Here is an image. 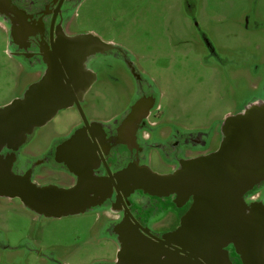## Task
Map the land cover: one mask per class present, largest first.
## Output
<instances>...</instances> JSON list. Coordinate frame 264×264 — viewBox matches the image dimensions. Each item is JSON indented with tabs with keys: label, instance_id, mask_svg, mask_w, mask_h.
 Instances as JSON below:
<instances>
[{
	"label": "rangeland",
	"instance_id": "374dc122",
	"mask_svg": "<svg viewBox=\"0 0 264 264\" xmlns=\"http://www.w3.org/2000/svg\"><path fill=\"white\" fill-rule=\"evenodd\" d=\"M66 27L71 36L93 34L119 48L96 59L99 78L82 105L88 120L121 118L144 89L157 103V139L161 132H202L216 151L225 119L264 97V0H84ZM13 54L0 18V108L22 98L41 75ZM80 119L75 107L60 111L28 138L22 156L42 159ZM145 164L159 175L172 173L158 151ZM59 177L36 183L64 187ZM100 211L46 218L19 199L0 197V264L114 261L118 245Z\"/></svg>",
	"mask_w": 264,
	"mask_h": 264
},
{
	"label": "water",
	"instance_id": "95a60500",
	"mask_svg": "<svg viewBox=\"0 0 264 264\" xmlns=\"http://www.w3.org/2000/svg\"><path fill=\"white\" fill-rule=\"evenodd\" d=\"M11 6L10 0H0V18L7 28L5 15ZM53 48L33 67L43 72L41 78L22 98L0 108V197L18 198L40 217L59 219L101 205V186L88 180V172L71 187L38 185L33 176L43 160L27 161L21 149L62 110L76 107L87 122L81 103L97 80L91 63L119 48L93 34L65 35ZM136 107L123 120L124 128L133 121ZM197 134L203 135L200 148H205L209 136ZM222 134L218 150L182 161L171 174L159 175L146 164H130L118 174L126 195L136 190L159 197L176 194L183 204L191 199L193 204L178 228L157 242L145 238L129 217L108 223L106 231L120 247L117 260L103 264H200L198 258H209L230 243L243 264H264V204L249 205L245 199L264 181V104H252L228 116ZM80 136L76 130L69 140ZM69 168L74 174L79 171L76 165ZM164 241L179 249H168Z\"/></svg>",
	"mask_w": 264,
	"mask_h": 264
},
{
	"label": "flooded vegetation",
	"instance_id": "af4514ba",
	"mask_svg": "<svg viewBox=\"0 0 264 264\" xmlns=\"http://www.w3.org/2000/svg\"><path fill=\"white\" fill-rule=\"evenodd\" d=\"M10 1L12 9L5 15L9 22L7 28L9 45L14 48V56L20 57L26 65L33 68L36 63H42V55L52 52L53 46L63 40L65 35L71 36L67 32L66 21L72 10L78 8L84 0ZM91 69L97 74L98 79L96 61L91 63ZM37 71L41 74V78L43 72ZM136 104L133 121L124 128L122 122ZM252 104H264V97L254 100L243 109ZM134 105L121 118H116L109 124L100 123L102 126L99 122L88 120L86 115L87 122L84 121L80 114V123L74 127V131L78 130L81 136L73 141H70L69 137L58 141L41 159L44 163L41 167L48 165V169L41 167L37 169L33 181L36 183L39 178L44 182L50 179L51 175L59 173L58 181L64 184V187H71L77 184L83 173L88 172V180H96L101 186L100 192L104 193L102 196L104 202L92 209L101 210L99 215L105 219L106 226L108 223L121 222L125 217H129L134 225L139 226V231L145 238L157 242L163 239L164 235L178 228L181 218L193 204L192 199L183 204L176 194L150 196L142 190L126 195L120 188L118 174L130 164L144 165L146 155L152 150L160 152L171 161L172 173L180 167L182 161L215 151L208 149V141L205 148H200L204 144L202 134L182 135L179 132L168 134L161 132L160 139H157L155 130L158 123L152 119L157 103L144 89ZM21 162H25L22 163V168H25L26 161ZM74 165L79 168L77 174L70 171L69 167ZM245 199L249 205L264 204V181L249 191ZM109 210L116 212H111L112 215L105 214V211ZM163 222L166 223L161 224ZM164 243L168 249H179L175 243L167 241ZM119 247L118 245L117 254ZM116 260L117 255L114 261L106 263H114ZM198 261L200 264H243L241 256L232 243L222 246L209 258H198Z\"/></svg>",
	"mask_w": 264,
	"mask_h": 264
}]
</instances>
